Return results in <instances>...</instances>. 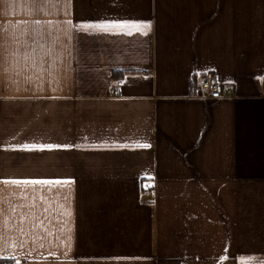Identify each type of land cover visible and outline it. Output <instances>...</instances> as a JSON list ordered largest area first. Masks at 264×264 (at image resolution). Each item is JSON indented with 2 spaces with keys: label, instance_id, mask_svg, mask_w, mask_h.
<instances>
[{
  "label": "crops",
  "instance_id": "0c3cea01",
  "mask_svg": "<svg viewBox=\"0 0 264 264\" xmlns=\"http://www.w3.org/2000/svg\"><path fill=\"white\" fill-rule=\"evenodd\" d=\"M10 263L264 264V0H0Z\"/></svg>",
  "mask_w": 264,
  "mask_h": 264
},
{
  "label": "snow or ice",
  "instance_id": "6c2138e0",
  "mask_svg": "<svg viewBox=\"0 0 264 264\" xmlns=\"http://www.w3.org/2000/svg\"><path fill=\"white\" fill-rule=\"evenodd\" d=\"M79 27L84 28V29H89V28H98V29H104L107 30L109 28H120V29H128L129 31L127 32L128 35H132V30H135L137 32L143 31L144 34H147L146 30L151 28V25L149 23H143V22H129V21H124V22H119V23H111V24H106V23H99V24H83L80 25ZM150 145L148 144H139L138 147L142 148H147ZM25 149H35V148H40V149H53V148H61V147H70L69 145H53V144H31V145H23L22 146ZM6 183L10 184H41V185H69L72 184L73 181L70 179H56V180H51V179H44V180H17V179H12L9 181H6ZM69 215L71 214L70 212L68 213ZM119 259V258H117ZM223 259V258H222Z\"/></svg>",
  "mask_w": 264,
  "mask_h": 264
},
{
  "label": "built area",
  "instance_id": "2783aa9c",
  "mask_svg": "<svg viewBox=\"0 0 264 264\" xmlns=\"http://www.w3.org/2000/svg\"><path fill=\"white\" fill-rule=\"evenodd\" d=\"M198 90L201 94L209 98L221 97V81L217 73L212 70L202 73L198 81ZM115 95H119V92L117 90H115Z\"/></svg>",
  "mask_w": 264,
  "mask_h": 264
},
{
  "label": "trees",
  "instance_id": "16d2710c",
  "mask_svg": "<svg viewBox=\"0 0 264 264\" xmlns=\"http://www.w3.org/2000/svg\"><path fill=\"white\" fill-rule=\"evenodd\" d=\"M126 73H128V72H123V73H119V74H116V75H117L118 78H120V77H122V76H123L124 74H126ZM145 191H146V190L143 188V189H142V193H143V195L145 194Z\"/></svg>",
  "mask_w": 264,
  "mask_h": 264
}]
</instances>
